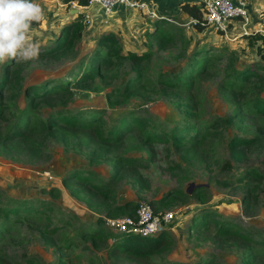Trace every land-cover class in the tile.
Segmentation results:
<instances>
[{
	"label": "rangeland",
	"instance_id": "obj_1",
	"mask_svg": "<svg viewBox=\"0 0 264 264\" xmlns=\"http://www.w3.org/2000/svg\"><path fill=\"white\" fill-rule=\"evenodd\" d=\"M138 1L143 2L145 7H123L130 9L127 19L129 28L135 32H140L158 19L154 9L157 4L160 7L171 4L179 8L186 1L199 3L202 0ZM244 1L248 21H242L245 25L233 21L228 24L226 32L216 31L210 24L195 31L191 22L182 25L178 19L165 18L173 40L157 44L148 36L146 29L144 41L140 38L139 46L147 48L150 53L140 66L143 82L139 91L131 89L124 93L115 90L129 73V65L125 61L104 71L88 88H74L69 99L64 101V97H59L54 102L55 106H60L61 101L71 110H101V124L105 132L116 126L117 115L130 110L140 118L159 123L164 129L171 124L197 122L201 124L202 131L205 130L195 149L176 150L164 142L143 144L139 134L132 132L124 137L120 145L102 151V154H92L95 145L85 134L56 129L37 132L30 140L36 149L29 154L20 152L14 155L0 147V199L8 196L31 200L42 198L53 210L49 221H43V217L34 221L22 219L6 229L0 238V250L10 261L30 258L34 264H137L125 257L111 255V236L92 242L80 232L81 228L86 230L89 222L98 216L102 219L100 227L110 231L105 228L103 216L122 215L113 211L107 213L104 207H98V212H93L90 210L93 207L87 208L84 202L69 193L73 183L68 186L62 181L69 168L89 169L107 178L116 158L132 157L142 160V164L135 168L141 177L135 180L131 170L124 171L113 181L114 200L145 201L155 212H175L174 219L162 229L170 232L174 241L152 255L150 264H195L202 257H210L219 264H240L242 253L251 246L235 237L218 239L212 226L199 232H189L187 226L198 207L208 206L218 214L234 217L242 226L264 232V182L253 183L246 177L250 169L264 172V134L258 133V127L264 126V115L247 112L236 116V102L224 86L234 70L252 63L264 65L257 50L264 48V0ZM37 2L44 9L45 19L33 25L30 38L39 44L41 51L51 44V36L59 34L60 29L75 18V14L68 12L71 9L69 4L59 0ZM90 8H96L101 13L97 5L91 4ZM89 14L79 18L83 28L74 50L56 52L49 57L40 54L38 60L28 63L10 60L0 64V74L9 69L18 84L4 92L9 102L0 121L3 130L18 115L22 105L18 90L20 84L76 72V66L81 65L79 58L94 45L93 37L100 30L102 33L109 28L106 21H95ZM138 20H142V25H138ZM190 65L192 72L198 73L189 93L176 94L156 82L157 76L163 72L183 71L186 74ZM259 77L249 78L246 89L239 96L241 102L253 96L264 97V75ZM37 109L41 118L45 111L50 110L45 105H39ZM228 117L232 120L229 121ZM145 133L142 132V136ZM241 137L253 138V141L237 144L235 150L241 152V156L237 157L229 150L228 141ZM248 188L254 198L243 203L242 198ZM174 190H180L186 196L181 198ZM63 218H68V223L62 225L59 222L63 226L59 230L47 234L43 232L53 227L58 222L56 219ZM259 252L260 255L251 264H264V248Z\"/></svg>",
	"mask_w": 264,
	"mask_h": 264
},
{
	"label": "trees",
	"instance_id": "obj_2",
	"mask_svg": "<svg viewBox=\"0 0 264 264\" xmlns=\"http://www.w3.org/2000/svg\"><path fill=\"white\" fill-rule=\"evenodd\" d=\"M60 3L67 4L74 1L79 6H87L89 0H59ZM180 10L190 17L192 20L191 27L195 31H200L206 25L202 17L204 6L203 2L196 3L184 2L180 4ZM82 15L77 13L75 18L66 23L59 34L51 36V44L43 47L40 54L50 56L53 53L61 51H71L76 46V42L81 36L83 28L79 18ZM39 24V22L34 25ZM151 30L148 36L157 44L173 40L171 31L167 28L169 22L163 18L155 19L151 23ZM170 27H174L171 25ZM177 28V27H175ZM260 36V35H259ZM134 49L126 53L122 52V47L116 35L112 32H102L98 34L91 50L79 58L81 65H77V71H70L63 77H46L36 83L20 84L22 105L17 111L16 117L3 130L0 125V147L11 151L14 155L20 152L31 153L35 146L30 140L40 130L43 131H72L85 134L89 141L95 145L92 154H102V151L114 148L121 144L127 134L135 132L139 134V139L143 144L150 145L153 142H164L169 144L176 150H185L187 148L195 149L198 141L204 137L201 124L197 122H185L179 124H171L164 129L159 123H152L146 118H140L133 110L117 115L115 125L112 130L105 132L101 124V110L88 108H78L71 110L66 108L60 101V106H55L54 102L59 97H64V101L71 97L74 88H88L87 86L94 81L95 78L101 76L104 71L119 66L125 61L129 65V73L115 90H121L126 93L131 89L140 90L143 82V74L141 64L148 58L149 50ZM259 57L264 61V48H258ZM83 64V65H82ZM189 70L184 74L182 71L173 73L163 72L157 76L156 82L165 90L179 93H189L193 86L194 76L198 71ZM203 70V69H202ZM264 75V65L258 63L247 64L238 70H234L232 75L227 77L224 86L228 89L233 101L236 102V116H242L245 113H252L256 116L264 115V97L253 96L244 102L239 100V96L246 89V83L251 76L259 79L260 75ZM18 85L12 71L6 69L0 74V121L7 111V102L4 92L13 85ZM111 93V91L109 92ZM109 93L107 96H109ZM45 105L50 110L45 111L43 118L39 117L37 106ZM231 121V117H228ZM214 121L215 118H214ZM56 129V130H55ZM258 133L264 134V126L258 127ZM146 131L142 136V132ZM258 137V136H256ZM253 138L241 137L228 141V147L231 153L240 157L241 152L235 150V146L239 143L248 144ZM142 164V160L132 157L116 158L113 164L112 172L109 177L103 178L95 171L84 168H69L62 177V181L66 185L73 183V188H69V193L73 197L80 199L85 203L87 208L96 212L98 207H104L107 213L113 211L115 214L132 216L135 212L137 203L133 200H125L116 202L114 200L113 181L122 176L124 171L131 170L135 180L141 175L136 171L138 165ZM246 177L253 183L257 181L264 182V172H258L250 169L246 172ZM142 181V180H138ZM199 189H201L199 187ZM198 189V190H199ZM243 195L242 202L248 203L253 201L254 194L249 188ZM174 193L185 197L186 194L180 190H174ZM255 200V199H254ZM264 207V197L262 200ZM98 212V211H97ZM53 210L46 200L37 198L36 200L15 198L8 196L0 199V238L6 229L22 219L36 220L43 217V221H49L52 217ZM56 224L49 230L43 231L45 234L53 233L59 230L62 225L68 223V218L56 219ZM61 222V224H59ZM86 230L80 229L83 235L89 237L92 242L100 241L111 236L110 244L111 255L125 257L137 264H150L152 255L158 254L160 250L173 243V235L167 230H161L159 233L148 236L139 237L126 233H116L104 230L100 227L102 223L101 217H97L94 221L89 222ZM59 224V225H58ZM212 226L215 229V237L224 239L235 237L243 244L251 247L242 253L240 264H251L260 254L259 249L264 248V232L249 226H242L234 217L218 214L208 206H200L197 208L190 218L187 226L189 232H199ZM108 229L107 227H105ZM109 230V229H108ZM26 259V258H25ZM33 261L27 259L24 261H10L5 253L0 250V264H34ZM195 264H219L212 258L205 257L198 259Z\"/></svg>",
	"mask_w": 264,
	"mask_h": 264
},
{
	"label": "built area",
	"instance_id": "obj_3",
	"mask_svg": "<svg viewBox=\"0 0 264 264\" xmlns=\"http://www.w3.org/2000/svg\"><path fill=\"white\" fill-rule=\"evenodd\" d=\"M202 1L204 6L203 19L206 24L212 25L216 31L226 32L228 24L233 21L241 22L242 25L246 24L243 22L248 21L244 0ZM67 4L70 5L71 9L79 7L74 1H70ZM91 4L97 5L103 14L110 13L118 5L139 9L145 7V4L138 0H89L88 5ZM174 214L175 212L173 211L155 212L147 202L139 201L132 216H103V223L110 231L116 233L148 237L164 229L174 219Z\"/></svg>",
	"mask_w": 264,
	"mask_h": 264
},
{
	"label": "clouds",
	"instance_id": "obj_4",
	"mask_svg": "<svg viewBox=\"0 0 264 264\" xmlns=\"http://www.w3.org/2000/svg\"><path fill=\"white\" fill-rule=\"evenodd\" d=\"M44 19L37 0H0V64L39 59L40 46L30 34L33 25Z\"/></svg>",
	"mask_w": 264,
	"mask_h": 264
},
{
	"label": "crops",
	"instance_id": "obj_5",
	"mask_svg": "<svg viewBox=\"0 0 264 264\" xmlns=\"http://www.w3.org/2000/svg\"><path fill=\"white\" fill-rule=\"evenodd\" d=\"M158 1V0H155ZM195 2V1H194ZM90 5L87 6H79L76 10L77 12L74 13L73 10L74 9H70L68 12L72 13V14H77L80 13L82 16L85 13H90V9H91V15L89 14V17L92 19L94 18L95 21H106L107 24H109V28L105 31V32H112L116 35V37L118 38L120 45L122 47V51H124L125 49H127L128 51H132L134 49H145V47H140L139 43H140V38H142V41H144V31L149 32L151 30V25L150 24L147 28H142V30L140 32H135V30H131L129 28L130 24L128 21V16L131 14L129 13L128 10L130 9H125L123 8L124 6L118 5L116 7L113 8V10L108 13V14H103L102 12L99 13L97 11L96 8H89ZM156 15L158 18H171V19H178L179 21H181L182 25H186L190 22H192V20L190 19V17L188 15H186L184 12H182L180 10V8L177 7H173L171 4H164L163 6L160 7L159 4L156 5V7H154ZM136 15V14H135ZM175 21V20H174ZM105 22V23H106ZM138 25H142V20H138L137 21ZM152 23V22H151ZM106 24V25H107ZM105 25H103L102 27H104ZM101 32V30H100ZM99 32V34H100ZM91 33V32H90ZM141 35H140V34ZM98 35L96 34L93 37V40L96 39Z\"/></svg>",
	"mask_w": 264,
	"mask_h": 264
},
{
	"label": "water",
	"instance_id": "obj_6",
	"mask_svg": "<svg viewBox=\"0 0 264 264\" xmlns=\"http://www.w3.org/2000/svg\"><path fill=\"white\" fill-rule=\"evenodd\" d=\"M73 12H74V13H76V12H77V10H76V9H74V10H73Z\"/></svg>",
	"mask_w": 264,
	"mask_h": 264
}]
</instances>
